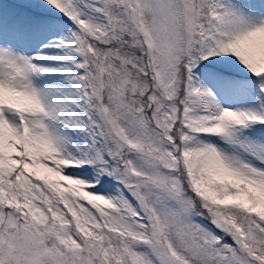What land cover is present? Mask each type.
I'll list each match as a JSON object with an SVG mask.
<instances>
[{
  "label": "snow or ice",
  "instance_id": "snow-or-ice-1",
  "mask_svg": "<svg viewBox=\"0 0 264 264\" xmlns=\"http://www.w3.org/2000/svg\"><path fill=\"white\" fill-rule=\"evenodd\" d=\"M0 264H264V0H0Z\"/></svg>",
  "mask_w": 264,
  "mask_h": 264
}]
</instances>
